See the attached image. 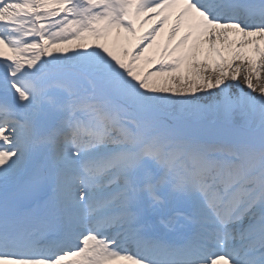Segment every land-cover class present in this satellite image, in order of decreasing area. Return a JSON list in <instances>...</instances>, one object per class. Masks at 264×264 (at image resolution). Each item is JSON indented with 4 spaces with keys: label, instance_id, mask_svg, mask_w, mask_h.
<instances>
[{
    "label": "snow or ice",
    "instance_id": "obj_1",
    "mask_svg": "<svg viewBox=\"0 0 264 264\" xmlns=\"http://www.w3.org/2000/svg\"><path fill=\"white\" fill-rule=\"evenodd\" d=\"M0 264H264V0H0Z\"/></svg>",
    "mask_w": 264,
    "mask_h": 264
}]
</instances>
